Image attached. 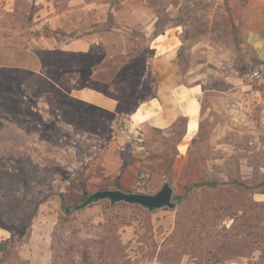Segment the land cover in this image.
<instances>
[{
    "label": "rangeland",
    "instance_id": "1",
    "mask_svg": "<svg viewBox=\"0 0 264 264\" xmlns=\"http://www.w3.org/2000/svg\"><path fill=\"white\" fill-rule=\"evenodd\" d=\"M260 63L264 0H0V264H264V80L248 78ZM149 71L183 88L175 111L198 101L199 128L185 139L182 123L141 122L134 152L124 125ZM239 101L249 127L228 115ZM135 163L132 192L168 183L174 208L59 213L117 190Z\"/></svg>",
    "mask_w": 264,
    "mask_h": 264
},
{
    "label": "crops",
    "instance_id": "2",
    "mask_svg": "<svg viewBox=\"0 0 264 264\" xmlns=\"http://www.w3.org/2000/svg\"><path fill=\"white\" fill-rule=\"evenodd\" d=\"M173 61L174 59L168 61V63L170 62L169 65H172V69L174 68ZM172 69L171 72H174L172 71ZM171 72L170 79L172 74ZM174 83H177V79ZM155 92V97L149 98L147 101L140 103L133 114L135 118L134 122H137V124H140L141 122L148 123L154 128L166 130L169 129L180 116H185L188 118L185 139H189L192 138V136H195L199 128L198 114L200 111L198 107V101L196 102L194 100H190L184 108L175 111V107L169 106L168 103H173V99L175 98L179 99L177 101H180V98H182V95L184 94V90L182 87H162L160 84L158 85V87H155ZM76 96L78 98L86 100L87 102L93 103L96 106L103 107L109 111H113L117 108V104L114 99L106 98L99 92L81 90L76 92ZM144 105L148 106V111L142 112V106ZM132 167V171H130L129 169L126 172L125 170L124 175L122 176L120 181V187L118 188L119 190L124 192H132V187L135 185L138 172L136 163ZM114 187L115 184L107 187L106 189L111 190L114 189ZM33 241L34 236L31 239V242ZM26 246H29V244H27ZM29 260L31 261V264H51L48 260H45V262L37 261V263H35L32 258H29Z\"/></svg>",
    "mask_w": 264,
    "mask_h": 264
},
{
    "label": "water",
    "instance_id": "3",
    "mask_svg": "<svg viewBox=\"0 0 264 264\" xmlns=\"http://www.w3.org/2000/svg\"><path fill=\"white\" fill-rule=\"evenodd\" d=\"M173 194V189L168 183L154 195L123 192L121 190H103L91 194L83 203L75 208L76 210H83L95 201L109 200L112 203L123 202L126 204L142 206L149 211H155L163 208H174Z\"/></svg>",
    "mask_w": 264,
    "mask_h": 264
},
{
    "label": "built area",
    "instance_id": "4",
    "mask_svg": "<svg viewBox=\"0 0 264 264\" xmlns=\"http://www.w3.org/2000/svg\"><path fill=\"white\" fill-rule=\"evenodd\" d=\"M248 78L252 82L264 80V63L258 64L250 73ZM228 115L232 123L239 127H249L252 124L251 108L246 101L235 102L229 106ZM125 133H128V140L132 143L133 150H141L147 140V133L139 124L124 125Z\"/></svg>",
    "mask_w": 264,
    "mask_h": 264
},
{
    "label": "trees",
    "instance_id": "5",
    "mask_svg": "<svg viewBox=\"0 0 264 264\" xmlns=\"http://www.w3.org/2000/svg\"><path fill=\"white\" fill-rule=\"evenodd\" d=\"M158 36H159V35H154V37H158ZM181 51H182V50L179 51V55H180ZM182 73H183V76H185V75H184V72H182ZM144 79H145V80L143 81V83H142V85H141V87H140V89H139V91H138V100H137V102L135 103V105H134L133 107H131V111H132L133 109L138 108V106L140 105V103H143V102L147 101L149 98H153V97L156 96L155 87H154V83H155V77H154V75L149 71L147 77L144 78ZM187 122H188V118H187V117H185V116H180V117L177 119V121L172 125V127L176 128V127H178V125H179L180 123H182V124H184L185 126H187ZM185 135H186V130L183 131V133L181 134V136L184 137ZM172 161H173V160H172ZM169 165H170V164H168V168H169ZM170 169H171V165H170L169 170H170ZM141 172H142V170L139 172V179H140V177H141V174H140ZM117 183H118V181H117ZM215 184H216V183H209V185H211V186H213V185H215ZM117 190H119V189L117 188ZM188 192H189V191L187 190L186 193L188 194ZM183 198H184L183 196H178V197H177V200H178V201H181ZM95 202H98V201H95ZM95 202H94V203H95ZM75 207H76V206L71 207V208H66V206L64 205V203L61 202V203H60L59 213H60L61 215H66V214L69 215V214H73L74 212L79 211V210H76ZM53 264H56V263L53 262Z\"/></svg>",
    "mask_w": 264,
    "mask_h": 264
}]
</instances>
